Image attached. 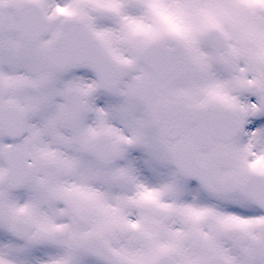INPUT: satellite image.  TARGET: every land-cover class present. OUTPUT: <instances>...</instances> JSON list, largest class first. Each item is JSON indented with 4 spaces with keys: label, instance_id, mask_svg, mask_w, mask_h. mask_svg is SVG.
<instances>
[{
    "label": "snow or ice",
    "instance_id": "6c2138e0",
    "mask_svg": "<svg viewBox=\"0 0 264 264\" xmlns=\"http://www.w3.org/2000/svg\"><path fill=\"white\" fill-rule=\"evenodd\" d=\"M0 264H264V0H0Z\"/></svg>",
    "mask_w": 264,
    "mask_h": 264
}]
</instances>
